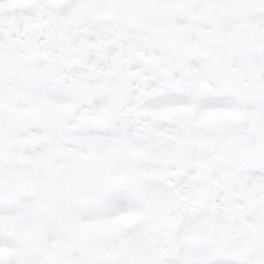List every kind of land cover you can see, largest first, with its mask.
I'll list each match as a JSON object with an SVG mask.
<instances>
[{
  "label": "snow or ice",
  "instance_id": "snow-or-ice-1",
  "mask_svg": "<svg viewBox=\"0 0 264 264\" xmlns=\"http://www.w3.org/2000/svg\"><path fill=\"white\" fill-rule=\"evenodd\" d=\"M0 264H264V0H0Z\"/></svg>",
  "mask_w": 264,
  "mask_h": 264
}]
</instances>
